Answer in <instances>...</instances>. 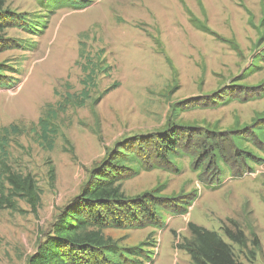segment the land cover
Here are the masks:
<instances>
[{
  "label": "rangeland",
  "instance_id": "rangeland-1",
  "mask_svg": "<svg viewBox=\"0 0 264 264\" xmlns=\"http://www.w3.org/2000/svg\"><path fill=\"white\" fill-rule=\"evenodd\" d=\"M77 1L82 9L71 0H5L9 11L28 15L31 32L4 33L23 46L0 53L14 84L0 88V138L7 140L0 181L2 163L31 174L41 205L36 215L22 201L26 214L0 210V264H27L90 171L117 146L162 133L169 122L240 131L245 139L252 127H264V0ZM40 120L48 123L46 138ZM10 126L15 131L4 134ZM242 148L255 160L241 172L227 158L213 186L193 169L195 157L175 161L178 171H128L132 177L121 183L127 197L157 190L189 206L184 215L162 213V229L104 235L121 247L140 246L145 264H192L178 247L194 223L217 232L240 263L264 264V146L244 141ZM224 228L240 229L248 249L230 242ZM255 239L260 249L252 259Z\"/></svg>",
  "mask_w": 264,
  "mask_h": 264
},
{
  "label": "trees",
  "instance_id": "trees-1",
  "mask_svg": "<svg viewBox=\"0 0 264 264\" xmlns=\"http://www.w3.org/2000/svg\"><path fill=\"white\" fill-rule=\"evenodd\" d=\"M70 3L80 9L84 7L77 0H71ZM27 16L9 11L5 7V0H0V53L16 47L22 48L23 45L15 44L4 33L9 29L31 32ZM33 32H37L36 29ZM9 70L10 67L0 64V88L13 87L11 77L4 75ZM94 74L95 68L90 69L87 78L91 79ZM10 128L15 131V127L10 126L4 128L3 133L7 135ZM40 128L43 138H46L49 133L48 123L40 120ZM245 134L251 138L245 139L240 131L212 133L169 122L162 133L137 138L117 146L90 171L87 182L72 205L60 212L51 232L28 258L27 264H145L147 253L140 246L121 247L106 237L104 231L139 230L146 227L162 229V213L184 215L189 203L182 201L180 197L161 196L157 190L127 197L121 189V183L132 177L127 172L137 174L140 169L157 168L178 171L175 161L189 156L191 159L197 158L192 167L205 173L211 186L214 182L220 184L223 173L221 165L228 166L227 158L234 161L241 172L248 162L255 160L252 153L242 148V142L246 141L254 146L259 142L264 146V127H252ZM0 142L1 154L6 155V138H0ZM2 165L4 169L3 180L0 181V210L26 214L18 205L22 201L28 206V212L36 215L41 205V194L35 178L31 174L16 173L4 163ZM229 170L232 171L231 168ZM48 176L50 183L54 184V167L49 168ZM240 176L237 173L232 175L234 179ZM188 231L190 239L178 248L187 253L192 264H243L236 260L232 246L217 232L194 223L188 224ZM224 234L239 248L248 249V240L240 229L235 228L233 231L224 228ZM253 246L255 250L249 252L252 259L255 251L260 249L257 239Z\"/></svg>",
  "mask_w": 264,
  "mask_h": 264
}]
</instances>
